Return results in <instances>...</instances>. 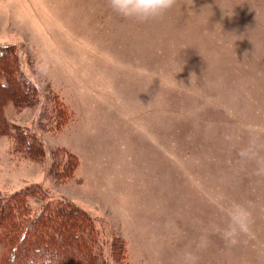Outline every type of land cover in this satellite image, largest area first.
I'll use <instances>...</instances> for the list:
<instances>
[{
  "label": "rangeland",
  "instance_id": "rangeland-1",
  "mask_svg": "<svg viewBox=\"0 0 264 264\" xmlns=\"http://www.w3.org/2000/svg\"><path fill=\"white\" fill-rule=\"evenodd\" d=\"M0 47L29 88L4 101L0 197L36 186L85 212L104 264H181L202 234L199 264H264V175L241 156L264 145V0L145 23L107 0H0ZM234 201L251 233L229 245L213 226Z\"/></svg>",
  "mask_w": 264,
  "mask_h": 264
},
{
  "label": "trees",
  "instance_id": "trees-1",
  "mask_svg": "<svg viewBox=\"0 0 264 264\" xmlns=\"http://www.w3.org/2000/svg\"><path fill=\"white\" fill-rule=\"evenodd\" d=\"M6 51L8 47H0V66L4 64L0 70V127L7 126L2 115L4 101L14 103L29 92L15 69L6 64L12 58V51L4 55ZM9 87L13 93L7 91ZM17 136L25 151L37 147L27 131ZM45 197L36 186L0 197V264H104L94 250L97 235L90 217L65 201ZM29 198L44 202L33 211ZM72 254L74 260L64 261Z\"/></svg>",
  "mask_w": 264,
  "mask_h": 264
},
{
  "label": "clouds",
  "instance_id": "clouds-1",
  "mask_svg": "<svg viewBox=\"0 0 264 264\" xmlns=\"http://www.w3.org/2000/svg\"><path fill=\"white\" fill-rule=\"evenodd\" d=\"M107 3L120 17L145 23L164 16L176 6L178 0H107ZM174 83L177 84L175 81ZM261 152H264V145L251 144L241 153L243 158L255 161L257 175H264V155H261ZM217 199L222 201L223 196ZM223 212L224 222L214 225L213 231L227 244L234 245L241 236L251 233L252 217L249 206L234 201L224 207ZM193 243L195 250L184 251L181 264H199V256L196 253L209 246V235L202 234Z\"/></svg>",
  "mask_w": 264,
  "mask_h": 264
}]
</instances>
